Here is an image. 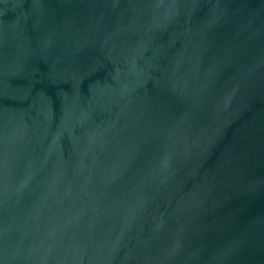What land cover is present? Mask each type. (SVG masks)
Here are the masks:
<instances>
[{
	"label": "water",
	"instance_id": "water-1",
	"mask_svg": "<svg viewBox=\"0 0 264 264\" xmlns=\"http://www.w3.org/2000/svg\"><path fill=\"white\" fill-rule=\"evenodd\" d=\"M0 264H264V0H0Z\"/></svg>",
	"mask_w": 264,
	"mask_h": 264
}]
</instances>
